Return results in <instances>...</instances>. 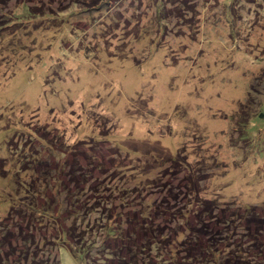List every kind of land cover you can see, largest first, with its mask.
Masks as SVG:
<instances>
[{"label":"rangeland","instance_id":"374dc122","mask_svg":"<svg viewBox=\"0 0 264 264\" xmlns=\"http://www.w3.org/2000/svg\"><path fill=\"white\" fill-rule=\"evenodd\" d=\"M248 111L264 113V0H0V235L22 225L30 246L0 245V264H33L36 245L61 264H218L204 248L228 218L253 246L236 217L264 218V118L242 127ZM187 166L218 205L208 234L190 231ZM257 248L245 258L264 264Z\"/></svg>","mask_w":264,"mask_h":264},{"label":"trees","instance_id":"16d2710c","mask_svg":"<svg viewBox=\"0 0 264 264\" xmlns=\"http://www.w3.org/2000/svg\"><path fill=\"white\" fill-rule=\"evenodd\" d=\"M17 17H18V19H21V17H19V16H17ZM252 115H258V116L264 118L263 112H259L256 114V112L250 113L248 111L245 113V117H244L245 121H242L239 124L242 127L246 126ZM186 163H188V162H186ZM185 168L186 169L184 170L185 171L184 178L182 179V180H184V182H183L182 186H185L189 191H191V194H193L194 200L192 203L194 204V202H195V204H196V207H195L196 212L195 213H196V216L198 217V219L200 220V222H199L200 226H196V227L192 226L190 231H192L193 235H198L197 231L199 232V234H208V232H209V230H207L208 223L211 220H213L214 218H217L215 211H216L218 205L216 204V202L214 200L205 199V198H202L201 195H199L200 190H201L200 183L202 181V180L198 181V179H197L198 178L197 175L199 174V170L193 169L191 166H187ZM196 173H198V174H196ZM199 176L204 177V174L201 175V173H200ZM59 183L60 182L57 181V184H59ZM49 185H50V183L47 184V182H45V185L43 186L44 187L43 194H46L47 190L50 189ZM68 190H70L69 187H68ZM77 192L79 193V191H74V192L71 191V193H72L71 196H73L71 198V200H72L71 206L75 205L76 201L80 202V199L77 198V197H79ZM40 193L41 192L36 191L31 198H29L27 196V198H26L27 202L22 201V203H24L27 206V208L24 209L25 211L21 210V214L28 216L29 210H30L29 215L31 214V211L36 208V203L34 202L35 201L34 197L38 196V194H40ZM32 198H33V200H32ZM168 204H169V202L167 201V199L163 198V200L160 203H158V205L156 206V209H155L156 214H154L155 215L154 217L156 218V215L161 211L165 215H167L168 213H165L166 211H164V206L168 205ZM157 207H158V210H157ZM46 211H48V210L46 209ZM45 213L49 214L48 212H45ZM223 215H225V214H222V216ZM50 216H52V215H50ZM236 217H239L240 220L242 219V221L243 220L251 221L249 223V225L253 224L252 226L247 227V233H246V234L253 236V246L248 245V247H246L242 241V238L239 241L235 242L233 240L234 235L232 234V229L229 228L231 226L230 223H233L234 221H232L229 218H228L229 220L225 219V221H223L224 227L220 230L221 234H220V236H217L218 239L216 240L215 239L216 237H212L210 240V244L208 246H205V248H204L205 251L208 250L210 252L212 257L215 256L214 260L218 264H252V262L249 259V257H251L249 255L250 248H252V247L257 248L259 246L264 245V240L261 241L259 238L262 235V232L264 229V218L259 217L254 206H247L245 208V211L244 212H238V215ZM153 221H154V218H153ZM226 226H227V228H226ZM160 227H162V226L156 225L155 227H153L151 229L152 234L150 235V237L149 236H147V237L151 238L152 235L154 237H157V232H159V235H160L164 231V228H160ZM24 229H25L24 226L19 225V234H15L13 232H10V231L3 229V230H5V231L1 230V234L3 235V237L1 238V235H0V245L3 248L8 247V250L10 251V252H8L5 250L6 251L5 253H7V255L15 253V251L20 248V247H16L15 242L16 241L18 242L21 240V245H22L23 249H19L20 253L22 254L20 256V260L28 259L29 253H30V246L28 244L29 239L27 238V236L29 234L26 233L25 235L23 234L22 236H20L23 233ZM140 229L143 231L144 235L149 234L148 227L143 228V226H142V228H141V226H140ZM253 232H254V234H252ZM255 233H256V235H255ZM71 235H72V237L76 238V234L74 231L71 233ZM30 236H33V235H30ZM254 236L256 237V239H254ZM258 238H259V240H258ZM84 239L85 238H83V237L81 239H79V240H82V242H79L77 245H80V243H83ZM152 239H153V237H152ZM218 240H220V241L223 240L225 252H224V250L222 251L221 249L218 248L219 243H220ZM76 243H77V241H76ZM37 246L38 245L34 246L36 249L34 251L35 256L32 257V260H33L32 263L33 264H53L50 261H55V264H61L60 259L59 260H51V255H49L48 257L38 259V254L40 251H39V248ZM147 246H148L147 249H151L150 240H149V243L147 244ZM80 247L81 248H79L78 250H80L79 252L83 253L84 247L82 245ZM207 247H209V248H207ZM262 251H264L263 248H262ZM256 252H257L256 253L257 256H260L261 254L264 253V252H261L260 250H258ZM245 255H246V257L249 256L248 259L245 258ZM22 257H23V259H21ZM253 257H254L253 259H255V255ZM1 260H3V259H1ZM139 260H141V259L138 256V254L137 255L136 254H130V259L128 260V262L127 263L121 262L120 264H139ZM152 263H153V261L146 262L145 260H143V264H152ZM140 264H142V263H140Z\"/></svg>","mask_w":264,"mask_h":264}]
</instances>
